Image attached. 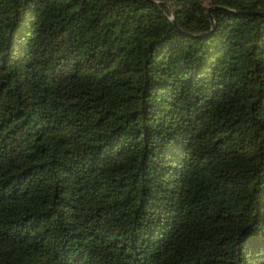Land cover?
I'll list each match as a JSON object with an SVG mask.
<instances>
[{"label":"trees","instance_id":"1","mask_svg":"<svg viewBox=\"0 0 264 264\" xmlns=\"http://www.w3.org/2000/svg\"><path fill=\"white\" fill-rule=\"evenodd\" d=\"M0 264H264V0H0Z\"/></svg>","mask_w":264,"mask_h":264},{"label":"water","instance_id":"2","mask_svg":"<svg viewBox=\"0 0 264 264\" xmlns=\"http://www.w3.org/2000/svg\"><path fill=\"white\" fill-rule=\"evenodd\" d=\"M210 10H211V8L209 9V12H210ZM211 23H213V22H212V19H211Z\"/></svg>","mask_w":264,"mask_h":264},{"label":"rangeland","instance_id":"3","mask_svg":"<svg viewBox=\"0 0 264 264\" xmlns=\"http://www.w3.org/2000/svg\"><path fill=\"white\" fill-rule=\"evenodd\" d=\"M156 2H160V0H155Z\"/></svg>","mask_w":264,"mask_h":264}]
</instances>
